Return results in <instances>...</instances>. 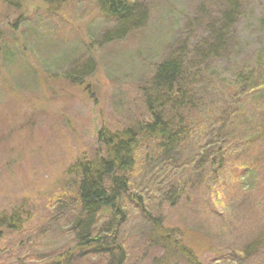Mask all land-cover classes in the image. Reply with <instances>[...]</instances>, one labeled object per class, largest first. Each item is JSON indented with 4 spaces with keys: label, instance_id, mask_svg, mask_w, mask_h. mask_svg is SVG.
Here are the masks:
<instances>
[{
    "label": "rangeland",
    "instance_id": "obj_1",
    "mask_svg": "<svg viewBox=\"0 0 264 264\" xmlns=\"http://www.w3.org/2000/svg\"><path fill=\"white\" fill-rule=\"evenodd\" d=\"M51 1L0 0V212H10L23 204L27 210L34 206L38 209L36 224L33 220L23 233L2 241L1 248L11 241L14 251L1 253L6 261L0 260L1 264H17L13 261L18 258L23 264L38 260L40 264H55L48 261L52 259L48 254L70 243L67 229L60 233L64 226L70 228V233L73 228L64 216L73 205L69 199H74L75 193L69 168L79 159L96 155L100 149L97 132L105 124L121 129L144 115L139 87L149 81L153 66L188 35V22L194 17L203 19L195 39L209 40L208 26L225 11L222 0H155L146 30L137 32L133 39L104 45L101 36L114 22L100 12L97 0H67L56 5ZM204 4L205 12L200 14ZM232 31L236 40L231 56L202 72L203 86L210 91H215L213 88L224 77L254 66L264 52V0H244ZM11 51L16 63L5 61ZM87 60L97 65L90 76L79 83L67 78L76 64ZM261 147L264 139L254 145L253 153L249 146L245 157L227 162L223 171L235 167L238 173L244 164L249 171L248 179H243L248 188L233 183L228 175L216 183L210 181L211 176L203 177L176 208L157 207L164 199L149 191L145 194L146 210L156 219L162 218L166 227L177 225L200 240L215 233V239L203 242L206 247L214 242L226 249H242L252 237L251 230L256 235L257 225L264 228ZM147 154L145 150L143 157L135 155L139 160L130 174L133 195L158 175L151 169L156 162H147ZM197 173L202 176L200 171ZM58 197L61 201L56 203ZM197 210L198 215L192 214ZM191 215L195 217L187 218ZM222 216L229 226L221 227ZM150 230L141 209L127 204L119 238L128 255L126 264H153L161 257L162 250L151 247ZM28 237L30 241L20 250L19 243ZM203 251V264H224L221 255ZM261 253L263 257L256 258L258 264H264ZM225 259L232 262L234 258ZM107 262L89 253L81 254L75 264Z\"/></svg>",
    "mask_w": 264,
    "mask_h": 264
},
{
    "label": "trees",
    "instance_id": "obj_2",
    "mask_svg": "<svg viewBox=\"0 0 264 264\" xmlns=\"http://www.w3.org/2000/svg\"><path fill=\"white\" fill-rule=\"evenodd\" d=\"M44 1L52 3L51 0ZM65 1L54 0L53 4ZM154 1L97 0L100 12L114 22L101 42L126 41L129 37H136L137 32L146 30ZM222 1L225 11L207 28L213 45L208 47V40L196 41V32L203 25V19L194 17L192 22H188V35L179 40L164 60L153 66L149 81L139 87L144 115H138L131 124L121 129L105 124L97 132L100 149L96 155L79 159L69 168L68 175L73 178L75 193L74 199H69L73 205L66 215L63 214L73 228L70 233L68 226L61 227L60 234L67 229L70 243L48 254L52 257L48 261L75 264L81 254L87 256L90 253L104 257L108 264H126L128 255L119 238L121 226L126 221L127 204L141 209L142 216L151 225V247L162 250L161 257L153 264H203V250V253L221 255L224 264H250L263 257L264 228H258L260 225L256 226V235L251 230L252 237L250 240L246 238L248 241L244 242L242 249L235 246L226 249L214 242L206 247L203 242L215 239V233L200 240L187 235L177 225L166 227L164 220L156 219L145 205L148 198L145 194L153 190L164 199L161 204L157 203V207L168 205L176 208L197 181L209 176L212 177L210 181L216 183L219 178L228 175L233 183L241 184L243 189L248 188L243 179H248L249 171L244 164L238 173L235 167L223 171L227 162L238 161L239 156L245 157L249 146L253 153L254 145L264 139V52L257 57L254 66H247L229 77H234L233 80L224 77L213 88L215 91L203 86L202 72L209 70L207 66L210 64L225 60L224 53L230 57L236 40L232 30L238 7L244 0ZM204 6L200 8V14L205 12ZM203 16L206 17V14ZM5 57V61L16 63L12 51ZM84 63L89 66H84ZM96 66L93 60L80 61L67 78H76L78 83L90 76ZM263 148L260 149L262 152ZM145 150L148 151L146 161L150 164L156 162L151 169L158 175L146 182L142 191L133 195L130 174L134 173L139 160L137 154L143 157ZM225 185H228L227 180ZM208 188L212 191L211 186ZM59 197L56 203L61 201ZM23 205L10 212H0V255L14 251L11 241L1 248L2 241L15 233H23L36 219L38 209L34 206L27 210ZM58 207L62 209L60 204ZM194 213L195 216L199 214L198 210ZM55 218L53 221H56ZM46 226L49 227L48 223ZM226 226H229L228 220L222 216L221 227ZM30 239L21 241L19 249ZM225 256L234 259L230 262ZM0 260L4 261L3 257ZM39 261L31 264H40ZM13 262L23 264L20 258ZM255 264H258L257 259Z\"/></svg>",
    "mask_w": 264,
    "mask_h": 264
},
{
    "label": "bare ground",
    "instance_id": "obj_3",
    "mask_svg": "<svg viewBox=\"0 0 264 264\" xmlns=\"http://www.w3.org/2000/svg\"><path fill=\"white\" fill-rule=\"evenodd\" d=\"M105 32H106V31H105ZM105 32H104V33H105ZM104 33L102 34L101 38L103 37ZM209 38L211 39V37H209ZM209 38H208V39H209ZM210 39L208 40V42L210 43V45H209L208 47H211V46L213 45V43H212V39H211V40H210ZM100 41H101V39H100ZM121 42H122V41H121ZM101 44H104V45H105V44H113V43H103V42H102ZM114 44H115V43H114ZM177 44H178V43H177ZM177 44H176V45H177ZM176 45H175V46H176ZM223 55H224L226 58L228 57V55H227L226 53H224ZM84 66H85V65H84ZM84 66H83V67H84ZM73 80L76 81V78H73ZM82 81H83V80H82ZM79 82H81V81H79ZM79 82H78V83H79Z\"/></svg>",
    "mask_w": 264,
    "mask_h": 264
}]
</instances>
